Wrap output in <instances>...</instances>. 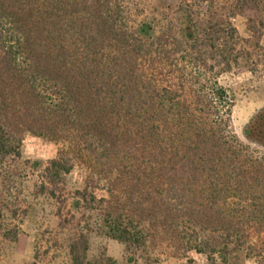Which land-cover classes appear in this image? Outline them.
Masks as SVG:
<instances>
[{
    "label": "trees",
    "instance_id": "16d2710c",
    "mask_svg": "<svg viewBox=\"0 0 264 264\" xmlns=\"http://www.w3.org/2000/svg\"><path fill=\"white\" fill-rule=\"evenodd\" d=\"M179 9L156 31L126 0H0V166L26 135L56 144L32 166L62 204L81 170L69 206L97 218L70 240V264H91L94 229L145 261L167 249L264 264V106L241 141L219 83L239 65L237 31Z\"/></svg>",
    "mask_w": 264,
    "mask_h": 264
},
{
    "label": "rangeland",
    "instance_id": "374dc122",
    "mask_svg": "<svg viewBox=\"0 0 264 264\" xmlns=\"http://www.w3.org/2000/svg\"><path fill=\"white\" fill-rule=\"evenodd\" d=\"M132 20L151 24L156 31L167 22H178L180 10L199 22L207 19L231 24L237 31L241 58L239 65L219 77L232 98L233 131L238 138L251 116L264 106V0H126ZM58 146L44 138L26 135L21 144V158L0 166V264H70L68 244L76 231L95 212L74 211L70 202L80 188V169L64 177V190L56 202L40 191V173L32 162H46ZM58 207L60 214H58ZM17 237L12 240V235ZM7 235V236H6ZM158 260L145 261L140 252L96 233L88 235L87 259L91 264H206L205 257L194 252L185 258L170 256L167 249L157 250ZM128 257L134 262L127 263ZM242 264H255L243 258Z\"/></svg>",
    "mask_w": 264,
    "mask_h": 264
}]
</instances>
